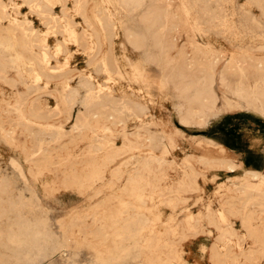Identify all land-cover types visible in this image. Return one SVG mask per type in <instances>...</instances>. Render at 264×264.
Masks as SVG:
<instances>
[{"label":"rangeland","instance_id":"rangeland-1","mask_svg":"<svg viewBox=\"0 0 264 264\" xmlns=\"http://www.w3.org/2000/svg\"><path fill=\"white\" fill-rule=\"evenodd\" d=\"M180 2L159 64L148 0H0V264H264V0Z\"/></svg>","mask_w":264,"mask_h":264},{"label":"bare ground","instance_id":"bare-ground-1","mask_svg":"<svg viewBox=\"0 0 264 264\" xmlns=\"http://www.w3.org/2000/svg\"><path fill=\"white\" fill-rule=\"evenodd\" d=\"M118 1V0H117ZM124 1V3H125V5H127V6H129L133 11H140V12H143V5L145 4V2L147 1V0H123ZM148 1H150L151 3H155L156 5H154V8H155V12L156 13H154V14H152V13H150L149 11L148 12H144L143 14H139L140 15V17H139V19H138V22H137V26L136 27H134V28H132V29H130V30H126L127 32H126V38H127V40L129 41V43L130 44H132L135 48H137V49H143V51H144V49L145 50H149V53H148V55H147V59L148 60H150V61H153V62H158L159 64H160V62L162 63V64H165L166 62H167V59H168V57H169V54H170V47H168V45H167V40H166V35H167V31H168V26L166 25V19H167V17H168V13H162V11H161V9H160V7H158V5H157V3H156V0H148ZM215 1H217V0H215ZM258 1V0H257ZM24 2V1H23ZM198 2H206V0H181V2H180V6H181V11L183 12V14H184V16H185V18H186V20L189 22V26H190V28L194 31V30H200L201 29V24L198 22V18L197 19H193L192 17H191V4L192 3H195V4H197ZM252 2V1H251ZM195 4H194V6H195ZM53 5V4H52ZM119 5V4H118ZM32 6V5H31ZM31 6H30V8H31ZM78 7V6H77ZM197 7V5L195 6V9H197L196 8ZM200 7V6H199ZM130 9V10H131ZM142 10V11H141ZM128 11H129V9H128ZM194 10L192 9V12H193ZM197 11L198 10H196L195 12L197 13ZM95 12V11H94ZM201 12H204L203 10L201 11ZM194 13V12H193ZM199 13H200V11H199ZM110 14V13H109ZM113 14H114V12H113ZM112 14V15H113ZM126 14H128V13H126ZM133 14V13H132ZM161 14H163V15H161ZM137 15V14H136ZM194 15V14H193ZM196 15H198V14H196ZM195 15V16H196ZM116 16V15H115ZM115 16H113L114 18H115ZM127 16V15H126ZM162 16V17H161ZM194 16V17H195ZM200 16V15H199ZM94 17V16H93ZM100 17V16H99ZM108 18H106V21H103V18H105V16L102 18V20L101 19H99L98 18V20H97V26H98V29H97V31H98V34L102 37V39H104V41H105V39H106V35H107V33H112L113 34V32L114 31H116L119 27H118V25H120L121 23H119L117 20H116V18L115 19H112V18H110L109 16H107ZM202 18H203V16H202ZM200 20H202L201 19V16H200V18H199ZM213 19H217V17H214V18H209V19H207V21H206V23L208 24V23H211V21L213 20ZM14 21V20H13ZM96 22V21H95ZM94 22V23H95ZM129 22V21H128ZM205 22H203V24H204ZM207 24L205 25V27H207ZM131 25V24H130ZM135 25V24H134ZM212 25V24H211ZM210 25V26H211ZM219 25H221V26H226V24H224V22H219ZM121 26V25H120ZM124 26V25H123ZM127 26V25H126ZM122 27V26H121ZM165 28L164 29V32L161 34V35H157V30H159L160 28ZM127 28V27H126ZM258 28V27H257ZM95 31V30H94ZM172 31V30H171ZM73 33V32H72ZM86 33V32H85ZM84 33V34H85ZM97 33V32H96ZM90 34V33H89ZM26 35V34H25ZM87 35V34H86ZM74 36V35H73ZM84 37V36H83ZM86 37V36H85ZM87 38H88V36H87ZM90 39H92L93 40V35H91L90 36ZM89 39V40H90ZM99 39V38H98ZM88 40V39H87ZM85 41V40H84ZM83 41V42H84ZM91 41V40H90ZM88 43H90V42H88ZM93 42H91V44H92ZM104 43V42H103ZM29 44V43H28ZM87 44V43H86ZM88 45V44H87ZM90 45V44H89ZM89 45L87 46V47H89ZM104 45V44H103ZM40 46V45H39ZM93 46H94V44H93ZM99 46H100V44H99ZM92 47V46H91ZM101 47V46H100ZM98 48V47H97ZM95 49V48H94ZM99 50H100V48H98ZM89 50V49H88ZM98 50V51H99ZM147 50V51H148ZM94 51V50H93ZM92 52V51H91ZM90 52V53H91ZM100 53V52H99ZM91 55V54H90ZM93 55V54H92ZM99 55H101L102 56V54H99ZM107 57V56H106ZM111 56H109V58H110ZM145 57H146V54H145ZM96 58H98V57H96ZM104 58V57H103ZM102 58V59H103ZM142 58H144V56L142 55ZM210 58V57H209ZM230 58V57H229ZM101 59V60H102ZM105 59V58H104ZM144 59H146V58H144ZM96 60V59H95ZM94 60V62H96L97 63V60L95 61ZM99 60V59H98ZM106 61V60H105ZM104 60L102 61V63H101V66H102V68H103V72H106L107 73V71H109V70H107V64H106V62H105ZM111 61V60H110ZM113 61V60H112ZM111 61V62H112ZM145 61V60H144ZM44 62V61H43ZM49 62V61H48ZM93 62V63H94ZM114 62V61H113ZM114 64V63H113ZM111 65V64H110ZM100 66V65H99ZM48 67V66H47ZM102 68H98V70L99 69H102ZM111 68V67H110ZM65 69V68H64ZM115 69V68H114ZM240 70V69H239ZM102 71V70H101ZM113 71H115V70H113ZM94 72V71H93ZM99 72V71H98ZM105 73V74H106ZM110 73H112L111 71H110ZM110 73H107V74H110ZM101 74H102V72H101ZM95 75H100L99 73L98 74H95ZM109 76V75H108ZM110 77V76H109ZM109 77H108V79H109ZM85 80V79H84ZM89 80V79H88ZM87 80V81H88ZM124 80V79H123ZM86 81V80H85ZM90 81V80H89ZM198 82V81H197ZM213 81H210V82H206V81H202V82H198L199 83V88H200V94H199V96H200V98L201 97H203V99L205 100V99H207V103L206 104H202V106L205 108V107H208L209 105H211V106H213L214 105V96H213V93H212V83ZM91 83V82H90ZM193 84V83H192ZM87 85V84H86ZM90 85V84H89ZM167 85V84H166ZM224 85V84H223ZM255 85V84H254ZM91 86V85H90ZM89 86V87H90ZM186 86V85H185ZM191 86V85H190ZM100 87V86H99ZM106 87V86H105ZM160 87H162V86H160ZM88 88V87H87ZM96 88H98V87H96ZM102 88V87H101ZM100 88V89H101ZM103 89V88H102ZM256 89V88H255ZM97 90V89H96ZM95 90V91H96ZM99 90V89H98ZM108 90V89H107ZM196 90V89H195ZM81 91V90H80ZM94 91V90H93ZM94 91V92H95ZM199 91V90H198ZM243 91V90H242ZM72 92V91H71ZM74 92V91H73ZM92 92V91H91ZM100 92H101V90H100ZM105 92H107V91H105ZM104 92V93H105ZM181 92H183V91H181ZM244 92V91H243ZM83 93V92H82ZM84 93H85V91H84ZM86 94H89L90 95V92H88V93H86ZM92 94V93H91ZM95 93H93V95H94ZM96 94H98V93H96ZM102 94H103V92H102ZM234 94V96H235V93H233ZM134 95V94H133ZM184 95V94H183ZM253 96H252V100H255V101H259V100H261L262 99V95H261V93H257V92H253V94H252ZM80 96V95H79ZM82 96V95H81ZM88 96V95H87ZM95 96V95H94ZM111 96V95H110ZM113 96V95H112ZM247 96V95H246ZM73 97H75V96H73ZM76 97H78V96H76ZM82 97H85L84 95L82 96ZM88 97H90V96H88ZM87 97V98H88ZM104 97V96H103ZM102 97V95H101V98H103ZM137 97H138V95H137ZM236 97V96H235ZM248 97V96H247ZM86 98V97H85ZM94 98V97H93ZM97 98H98V96H97ZM111 98H113V97H111ZM141 98V97H140ZM84 99V98H83ZM107 99V98H106ZM110 99V98H109ZM123 99V98H122ZM236 99V98H235ZM249 99V98H248ZM248 99H246V100H248ZM85 100V99H84ZM87 100H89V99H87ZM114 100V99H113ZM113 100H111V102L113 101ZM118 100V99H117ZM121 100V99H120ZM197 100V99H196ZM242 100V99H241ZM91 101H93V99L91 100ZM99 101H100V99H99ZM243 101V100H242ZM65 102V101H64ZM87 102H90V101H87ZM106 102V101H105ZM107 102H108V100H107ZM114 102V101H113ZM113 102H112V104H113ZM139 102V101H138ZM141 102H143V101H141ZM205 102V101H204ZM81 103V102H80ZM91 103V102H90ZM99 104H101V103H104V102H98ZM109 103H110V101H109ZM115 103H116V100H115ZM135 103H137V102H135ZM243 103H246V102H243ZM70 104H72V103H70ZM92 104H93V102H92ZM92 104H91V106H92ZM96 104H97V102H96ZM111 104V105H112ZM129 104V103H128ZM127 104V105H128ZM144 104H146L145 102H144ZM106 105V104H105ZM105 105H103L104 107H105V109H106V106ZM110 105V104H109ZM109 105H107V106H109ZM134 105V104H133ZM240 105V104H239ZM102 106V107H103ZM112 106H114V105H112ZM131 106V105H130ZM137 106H138V104H137ZM141 106V105H140ZM245 106H246V104H245ZM89 107V106H88ZM97 107V106H96ZM103 107V108H104ZM115 107H116V105H115ZM133 107V109L135 110L136 108L134 107V106H132ZM132 107H130V108H132ZM148 107V106H147ZM99 108V107H98ZM100 108H101V106H100ZM108 108V107H107ZM112 108V107H111ZM114 108V107H113ZM146 108V107H145ZM86 109V108H85ZM132 109V110H133ZM216 109V108H215ZM94 110H95V108H94ZM132 110H131V112H132ZM134 110H133V112H134ZM147 110V109H146ZM142 111V110H141ZM205 111V110H204ZM99 112V111H98ZM102 112H104V111H102ZM117 112V111H116ZM128 113V112H127ZM135 113V112H134ZM133 114V113H132ZM197 114H198V112H197ZM67 115V114H66ZM104 115V114H103ZM110 115V114H109ZM108 115V116H109ZM125 116V115H124ZM134 116L136 117L137 116V114L135 113L134 114ZM36 117V116H35ZM98 117V116H97ZM127 117H129L128 116V114H127ZM132 117V116H131ZM138 117V116H137ZM130 118V117H129ZM142 118V117H141ZM144 118H145V115H144ZM135 119H139V118H135ZM120 120V119H119ZM122 121V120H121ZM79 125V124H78ZM145 131H147L146 129H145ZM147 133V132H146ZM66 136V135H65ZM159 138V137H158ZM48 142V141H47ZM160 145V144H159ZM44 146H46V145H44ZM155 147V146H154ZM51 149V148H50ZM155 149H157V148H155ZM138 150V149H137ZM164 154V153H163ZM153 158V157H152ZM158 160V159H157ZM38 162V161H37ZM152 163V162H151ZM155 163V162H154ZM33 164H35V163H33ZM158 167V166H157ZM149 170V169H148ZM147 171V170H146ZM252 175V174H251ZM257 177V176H256ZM165 178V177H164ZM246 188V187H245ZM255 193V192H254ZM255 197V196H254ZM245 199V198H244ZM263 199V198H262ZM263 203V202H262ZM241 204V203H240ZM247 204V203H246ZM254 205V204H253ZM260 206V205H259ZM246 208H247V206H245ZM208 208V207H207ZM262 208V207H261ZM206 209V208H205ZM237 214V213H236ZM232 215V214H231ZM246 215V214H245ZM135 216V215H134ZM252 216V215H251ZM123 217V216H122ZM138 217V216H137ZM245 218V217H244ZM213 219V218H212ZM248 219V218H247ZM119 220V219H118ZM213 221V220H212ZM119 222V221H118ZM245 224H246V222H245ZM124 225V224H123ZM139 227V226H138ZM250 231V230H249ZM225 232V231H224ZM250 235V234H249ZM247 236V235H246ZM45 237V236H44ZM38 238V237H37ZM141 238V237H140ZM139 238V239H140ZM253 238V237H252ZM134 239V238H133ZM132 239V240H133ZM261 240H263V239H261ZM133 244V243H132ZM137 245V244H136ZM225 247H226V245H225ZM127 250V249H126ZM123 253V252H122ZM214 253H215V251H214ZM225 257V256H224ZM231 263V262H230Z\"/></svg>","mask_w":264,"mask_h":264},{"label":"crops","instance_id":"crops-1","mask_svg":"<svg viewBox=\"0 0 264 264\" xmlns=\"http://www.w3.org/2000/svg\"><path fill=\"white\" fill-rule=\"evenodd\" d=\"M235 119V118H234ZM238 119H236V120H234V121H237ZM245 123L247 124V125H249V127H251V128H255V126L251 123V122H249V121H245ZM238 130H240V129H237V131ZM233 154V153H232ZM235 155V154H234ZM235 156H237V155H235ZM237 157H239V156H237Z\"/></svg>","mask_w":264,"mask_h":264}]
</instances>
